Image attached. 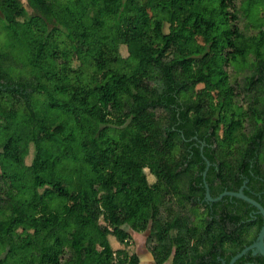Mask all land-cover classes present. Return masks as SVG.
Instances as JSON below:
<instances>
[{
  "label": "trees",
  "instance_id": "16d2710c",
  "mask_svg": "<svg viewBox=\"0 0 264 264\" xmlns=\"http://www.w3.org/2000/svg\"><path fill=\"white\" fill-rule=\"evenodd\" d=\"M252 3L0 0V264H139L130 230L156 264H227L256 236L219 224L204 186L236 191L248 156L263 174Z\"/></svg>",
  "mask_w": 264,
  "mask_h": 264
},
{
  "label": "flooded vegetation",
  "instance_id": "af4514ba",
  "mask_svg": "<svg viewBox=\"0 0 264 264\" xmlns=\"http://www.w3.org/2000/svg\"><path fill=\"white\" fill-rule=\"evenodd\" d=\"M250 144L251 141H248V143L246 144L247 149L248 148L250 149L252 147ZM257 160L258 158L255 159L250 156L247 157L245 162L246 173L243 172L239 173V177H243V179L240 186L236 189V191L233 192H238L242 190V192L246 196L258 202L264 209V165H263V174L260 175L259 173L256 172L257 167L254 163ZM261 160H264V157ZM225 191L218 193L216 197H218L220 194H222ZM224 196H229V198L225 199ZM236 198L238 197L223 195L221 198L216 199L215 201H210L212 202L209 206L210 212L213 213V215L218 219L219 224L223 225L226 229H229V233H231V231L234 230L235 224H241L242 222L247 223L246 225L249 235H251L252 230L255 228V226L256 227L258 226L260 230L264 221V217L259 212V209L248 202L244 204L242 202L244 201L243 199L242 201H239ZM205 199L207 200V198ZM215 202L216 204H214ZM226 215L230 216V220H225L223 222L222 216L226 219ZM258 232L256 233V236L253 239H251L250 242L245 247H243L239 252H237L230 258L227 264H230L232 258H234L237 254L241 253V251L244 248L251 246L253 243L257 241ZM217 250L220 255L222 251L220 250L219 247H217ZM219 259L221 258L219 257ZM238 259L243 260L240 264H264V256H262L256 248H250L246 250L241 256L236 258L232 262V264H235V262H237Z\"/></svg>",
  "mask_w": 264,
  "mask_h": 264
},
{
  "label": "rangeland",
  "instance_id": "374dc122",
  "mask_svg": "<svg viewBox=\"0 0 264 264\" xmlns=\"http://www.w3.org/2000/svg\"><path fill=\"white\" fill-rule=\"evenodd\" d=\"M21 1L24 4V6L28 9L27 4H26V0H21ZM238 1L239 0H237V3H238ZM251 1L255 2V3H252L253 8H252V13H251L250 19L253 20L255 18H258V19L260 18V20H262V19L264 20V17H263L264 16V9L262 8L261 3L259 2L260 0H251ZM245 22H247V19L245 20ZM263 28H264V26H263ZM257 30H258V27L254 25L250 29V33H256ZM157 31L158 30H156V32ZM13 42H14V40L10 36L9 32L6 30V28L4 26V22L0 19V50H6V49L10 48V45ZM18 46L20 48L15 49L12 55H13V57L17 63H21L25 59L26 47L23 50V45L20 44ZM251 59H252V56L248 55V60H251ZM74 62L77 63L76 60ZM73 65H75V64L73 63ZM230 72L232 73V76L234 78L241 77V75L244 73L243 70H238V69H234V68H231ZM48 92H50V91H48ZM3 96L5 99H11V93H9V92H6V93L4 92ZM26 162H28V158L26 159ZM147 176H148L149 181L152 182L154 176L151 175L149 172H147ZM130 233L132 234L131 237L133 238V240L131 239L130 250L136 252L139 255V257H141V255H142V254L140 255V252L143 253V261L141 262V264H156L154 262V259H153V252L155 251V244L148 239V233L147 232H141L140 234H138V233H134L132 230H130ZM139 239H140V241H139L140 242V249H136V243H133V241L138 242ZM110 240H111V244L113 246H115L116 245L115 239L110 238Z\"/></svg>",
  "mask_w": 264,
  "mask_h": 264
},
{
  "label": "water",
  "instance_id": "95a60500",
  "mask_svg": "<svg viewBox=\"0 0 264 264\" xmlns=\"http://www.w3.org/2000/svg\"><path fill=\"white\" fill-rule=\"evenodd\" d=\"M207 167H208V162H207ZM205 173L206 171H204L203 173V180H204V176H205ZM205 182V180H204ZM204 186H205V197L207 198V200L209 201H215L216 199H219L221 198L223 195H230V196H236L238 198H241L243 199L244 201L256 206L258 209H259V212L263 215L264 217V209L262 208V206L256 202L255 200L249 198L248 196H246L242 190L238 191V192H233V191H225L223 192L222 194H220L218 197L216 198H213L211 197L210 195V192H209V187L207 185V183L205 182L204 183ZM250 248H256L259 253L264 256V221H263V224L257 234V241L255 243H253L251 246H248L246 248H244L241 253L237 254L234 258H232V260L230 261V264H232V262L238 258L239 256H241L246 250L250 249ZM172 262V256H170V258L166 261L165 264H171Z\"/></svg>",
  "mask_w": 264,
  "mask_h": 264
},
{
  "label": "crops",
  "instance_id": "0c3cea01",
  "mask_svg": "<svg viewBox=\"0 0 264 264\" xmlns=\"http://www.w3.org/2000/svg\"><path fill=\"white\" fill-rule=\"evenodd\" d=\"M134 233H138V234H140L139 232H134ZM131 234V233H130ZM132 235V234H131ZM131 239L133 240V238L131 237ZM140 239L138 240V242H135V241H133V243H136V249H140ZM139 244V245H138ZM130 247H131V245H130ZM139 247V248H138ZM134 252V251H133ZM142 254V255H141ZM140 255H141V257H139V264H141V262L143 261V253L142 252H140ZM139 256V255H138Z\"/></svg>",
  "mask_w": 264,
  "mask_h": 264
}]
</instances>
